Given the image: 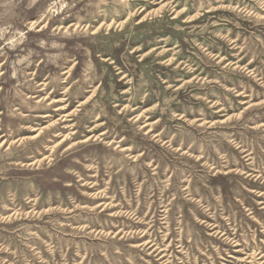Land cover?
Instances as JSON below:
<instances>
[{
  "label": "rangeland",
  "instance_id": "rangeland-1",
  "mask_svg": "<svg viewBox=\"0 0 264 264\" xmlns=\"http://www.w3.org/2000/svg\"><path fill=\"white\" fill-rule=\"evenodd\" d=\"M0 264H264V0H0Z\"/></svg>",
  "mask_w": 264,
  "mask_h": 264
}]
</instances>
